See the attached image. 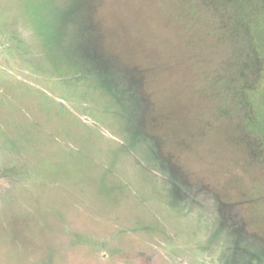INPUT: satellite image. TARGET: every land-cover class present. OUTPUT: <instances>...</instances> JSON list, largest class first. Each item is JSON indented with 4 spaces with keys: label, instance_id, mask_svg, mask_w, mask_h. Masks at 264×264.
Masks as SVG:
<instances>
[{
    "label": "rangeland",
    "instance_id": "rangeland-1",
    "mask_svg": "<svg viewBox=\"0 0 264 264\" xmlns=\"http://www.w3.org/2000/svg\"><path fill=\"white\" fill-rule=\"evenodd\" d=\"M142 1L0 0V264H264V168L243 172L222 118L243 46L210 15L187 47L165 22L162 84L153 52L92 54L115 19L134 36ZM250 79L259 122L264 70Z\"/></svg>",
    "mask_w": 264,
    "mask_h": 264
},
{
    "label": "trees",
    "instance_id": "trees-1",
    "mask_svg": "<svg viewBox=\"0 0 264 264\" xmlns=\"http://www.w3.org/2000/svg\"><path fill=\"white\" fill-rule=\"evenodd\" d=\"M157 1L143 0L138 3L141 7L139 12L129 10L130 19H136V21H133V25L136 26L133 29L134 36H129L126 23L123 25L126 26L125 32L115 19L116 37L118 40L114 37L115 35L113 36V33V38L109 37V35L103 38L99 33L93 35L97 48L92 50L91 53L98 52L100 59L114 63L117 59L115 58V61L111 59L112 57L106 52L107 50H109V53L113 52L117 58L126 57L130 62H133V58L138 55L139 51H146L147 54L148 52H153L156 55V61L160 69V74L155 79L162 84V76L166 70L167 59H164L162 51L156 52L154 49L155 44L153 42L155 41L156 33L165 31L167 27L164 23L167 22L170 27H174L181 33V38L182 35L187 36L182 38L184 47H187L194 43V38H198V36L194 37L192 35L191 29L196 28L193 26L194 23L210 15L209 19H206L208 23L207 30L216 31L219 29L226 31V40L229 43H240L245 53V70L242 72V81L240 84L232 81L229 85L230 105L222 114V118L226 119L225 125L228 129L226 142L231 151L240 153L236 152L239 155L237 157L240 160L243 172L250 173L249 168H264V120L257 121L256 114L252 109V102L248 96V93L255 89V83L250 78H260L264 70V0H171L175 4L174 11L180 10V12L169 16L164 13L162 22H160V13L163 12L158 10L161 6L157 5ZM124 13L122 12V14ZM92 27L98 29L97 24L92 25ZM149 28H154L155 30L150 31ZM257 31H260V34ZM259 35H262V38ZM125 36L133 38H130L133 44L130 50H126L121 46L120 39L121 37L122 39L125 38ZM87 39L85 37L84 41L87 42ZM114 40L117 43L115 46L113 45ZM260 47H262V50ZM184 117L189 119L188 115ZM187 134L182 136L190 137L192 131H188ZM198 138L205 140L206 136L201 133ZM250 176L253 181L257 179V183H253L252 186L258 192L250 195L249 201L255 207L257 204L264 205L263 184L255 175ZM245 194H247L245 196H249L248 193ZM254 221L262 224L259 221H264V214L257 216Z\"/></svg>",
    "mask_w": 264,
    "mask_h": 264
}]
</instances>
